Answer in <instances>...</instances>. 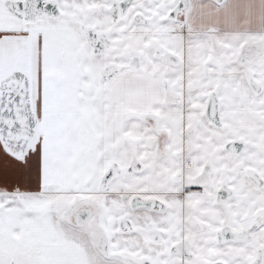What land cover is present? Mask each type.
Masks as SVG:
<instances>
[{"label": "snow or ice", "instance_id": "6c2138e0", "mask_svg": "<svg viewBox=\"0 0 264 264\" xmlns=\"http://www.w3.org/2000/svg\"><path fill=\"white\" fill-rule=\"evenodd\" d=\"M0 264H264V0H0Z\"/></svg>", "mask_w": 264, "mask_h": 264}]
</instances>
